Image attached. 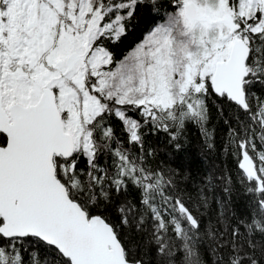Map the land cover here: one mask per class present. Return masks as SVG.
<instances>
[{"label": "snow or ice", "instance_id": "6c2138e0", "mask_svg": "<svg viewBox=\"0 0 264 264\" xmlns=\"http://www.w3.org/2000/svg\"><path fill=\"white\" fill-rule=\"evenodd\" d=\"M209 100L236 180L186 199L147 137L214 150ZM0 264H264V0H0Z\"/></svg>", "mask_w": 264, "mask_h": 264}, {"label": "trees", "instance_id": "16d2710c", "mask_svg": "<svg viewBox=\"0 0 264 264\" xmlns=\"http://www.w3.org/2000/svg\"><path fill=\"white\" fill-rule=\"evenodd\" d=\"M140 38H142L141 32L133 34L125 40L117 51L120 52V55H123ZM209 107L211 114L209 129L215 130L216 148L214 150L207 148L200 130L192 124H189L185 129L182 138L184 151L179 154H173L172 150L166 147L168 138L164 133L152 134L147 137L146 147L158 150L156 158H149L151 166L178 167V183L180 188L184 190L186 199L188 196L194 198L198 188L209 182L217 185L215 195L222 197L223 189L219 184V180L221 174L225 171L232 175L234 181L236 180L235 159L229 154L224 145V128L212 100H209ZM225 199L227 198L225 197ZM241 204V197L234 194L232 196V205L228 212L229 217L232 215V211L239 214ZM220 211L221 209L213 203L211 209L204 216L205 223L207 224L209 219L214 222Z\"/></svg>", "mask_w": 264, "mask_h": 264}]
</instances>
